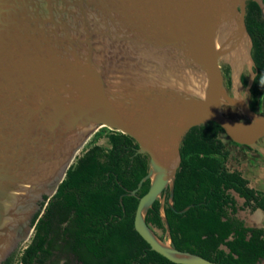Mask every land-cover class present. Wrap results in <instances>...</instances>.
Wrapping results in <instances>:
<instances>
[{
  "label": "water",
  "instance_id": "1",
  "mask_svg": "<svg viewBox=\"0 0 264 264\" xmlns=\"http://www.w3.org/2000/svg\"><path fill=\"white\" fill-rule=\"evenodd\" d=\"M248 1L264 19L262 0H0V261L28 240L32 214H42L106 127L148 156L147 174L124 194L149 181L134 214L138 235L174 264H216L171 246L164 199L168 193L173 208L179 149L191 128L214 122L234 144L260 148L264 116L248 107ZM220 62L230 67L229 94ZM156 200L166 240L145 221Z\"/></svg>",
  "mask_w": 264,
  "mask_h": 264
},
{
  "label": "trees",
  "instance_id": "2",
  "mask_svg": "<svg viewBox=\"0 0 264 264\" xmlns=\"http://www.w3.org/2000/svg\"><path fill=\"white\" fill-rule=\"evenodd\" d=\"M245 26L254 62L248 107L258 114L264 108V19L254 1L246 4ZM222 71L224 86L230 89L229 68ZM240 82L248 85L244 76ZM222 134L219 125L207 122L191 128L182 139L173 208L168 205V193L164 199L169 241L179 251L216 264H258L264 261V228L246 227L237 213L242 208L264 212V192L249 187L241 172L229 170L230 152ZM101 138L107 147L96 144ZM228 144L235 145L231 140ZM137 147L130 137L106 127L95 132L42 214L35 217L32 238L17 263L174 264L152 251L134 229L138 198L149 188L145 181L135 196L124 195L148 171V156L137 154ZM231 190L244 199L242 208ZM159 209L156 200L145 221L162 232L159 239L163 240Z\"/></svg>",
  "mask_w": 264,
  "mask_h": 264
},
{
  "label": "crops",
  "instance_id": "3",
  "mask_svg": "<svg viewBox=\"0 0 264 264\" xmlns=\"http://www.w3.org/2000/svg\"><path fill=\"white\" fill-rule=\"evenodd\" d=\"M226 146L230 152L227 161L229 170L241 172L242 176L248 180L249 187L264 192V159L260 157L262 155L264 158V145L259 149H254L259 152L258 154H254L246 148L234 147L229 144H226ZM251 149L253 150V148ZM232 161L234 163L230 165ZM237 217L244 222L246 227L264 228V212L261 210L253 211V214L249 216L247 221L239 213H237Z\"/></svg>",
  "mask_w": 264,
  "mask_h": 264
},
{
  "label": "rangeland",
  "instance_id": "4",
  "mask_svg": "<svg viewBox=\"0 0 264 264\" xmlns=\"http://www.w3.org/2000/svg\"><path fill=\"white\" fill-rule=\"evenodd\" d=\"M219 64H220L221 68L228 67L229 68V72H230V67H229L228 64H226L224 62H220ZM250 71H251V73L253 72V67H251V66H250ZM239 75H240V77L241 76H244L247 79V81H248L249 73H248V70H247L246 66L242 70H240ZM240 85L242 86V84H240ZM226 90H227V93L229 94L230 93V89H226ZM259 115L260 116H264V110H263V112H260ZM250 119H251L250 117H247V119L244 122H247ZM220 138H221V140L224 143L228 144L229 139L227 138V136L225 134H222L220 136ZM96 144L99 145V146H102V147H107V142H106V139L105 138H101ZM259 144L260 145H264V138H262L259 141ZM81 153H82V151L77 155V157H79L81 155ZM233 163H234L233 161L230 162V165L233 164ZM235 199H236V202H237V206L240 207V208H242L244 201L241 200V199H239V198H235ZM238 213L246 221L249 219V216H251L253 214V212H251L248 208H242L241 210L238 211ZM155 232H156V234L158 236H161L162 235V232L160 230L155 229ZM164 240H166L165 236H164ZM18 256H19V254H17L16 260L18 259ZM16 260H15V263L14 264H18ZM258 264H264V261H261Z\"/></svg>",
  "mask_w": 264,
  "mask_h": 264
},
{
  "label": "flooded vegetation",
  "instance_id": "5",
  "mask_svg": "<svg viewBox=\"0 0 264 264\" xmlns=\"http://www.w3.org/2000/svg\"><path fill=\"white\" fill-rule=\"evenodd\" d=\"M245 9H246V7H245ZM253 69H254V67H253ZM221 70H223V68H221ZM223 72V71H222ZM244 87V86H243ZM249 100H250V95H249ZM248 104H249V101H248ZM263 110H264V108L263 109H260L259 110V113L260 112H263ZM258 113V114H259ZM100 129V128H99ZM98 129V130H99ZM97 130V131H98ZM96 131V132H97ZM113 132H116V131H113ZM261 140V139H260ZM259 140V141H260ZM259 141H258V145H260L259 144ZM234 147H239V148H243V149H248V150H250V151H252L254 154H258L259 152L257 151V150H252L251 148H248V147H246V146H240V145H233ZM263 145H260V147H262ZM82 151V150H81ZM260 155V154H259ZM260 157L262 158V159H264L263 157H262V155H260ZM42 203L41 202H38V205H41ZM37 215H39V213L38 212H35L34 214H32V216H31V218H30V225H33V222H34V219H35V217L37 216ZM40 216V215H39ZM33 231H34V229H33ZM32 235H33V232H32V234H31V236L28 238V240L27 241H24V242H22V241H19V242H17L13 247H12V249H10L9 251H8V253L5 255V257L0 261V264H14L15 263V260H16V258H17V254H19V256H20V254L22 253V251H23V249L29 244V242H30V240H31V238H32ZM18 256V257H19ZM17 262H18V259L16 260Z\"/></svg>",
  "mask_w": 264,
  "mask_h": 264
},
{
  "label": "bare ground",
  "instance_id": "6",
  "mask_svg": "<svg viewBox=\"0 0 264 264\" xmlns=\"http://www.w3.org/2000/svg\"><path fill=\"white\" fill-rule=\"evenodd\" d=\"M244 65V63L242 64V66ZM248 117H250L251 119H252V117L251 116H248Z\"/></svg>",
  "mask_w": 264,
  "mask_h": 264
},
{
  "label": "clouds",
  "instance_id": "7",
  "mask_svg": "<svg viewBox=\"0 0 264 264\" xmlns=\"http://www.w3.org/2000/svg\"><path fill=\"white\" fill-rule=\"evenodd\" d=\"M261 83H264V81H261Z\"/></svg>",
  "mask_w": 264,
  "mask_h": 264
}]
</instances>
